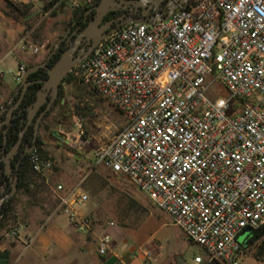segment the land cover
Returning a JSON list of instances; mask_svg holds the SVG:
<instances>
[{"label": "built area", "instance_id": "obj_1", "mask_svg": "<svg viewBox=\"0 0 264 264\" xmlns=\"http://www.w3.org/2000/svg\"><path fill=\"white\" fill-rule=\"evenodd\" d=\"M26 70L19 61L9 73L20 83ZM72 71L127 118L94 149L96 165L126 176L201 247L190 264H243L255 243L238 235L264 224V0L178 3L167 19L108 34ZM29 159L41 175L55 167L36 148ZM55 190L73 228L94 234L96 219L81 213L88 195ZM97 252L130 264L108 233ZM130 257L155 264L144 247Z\"/></svg>", "mask_w": 264, "mask_h": 264}, {"label": "rangeland", "instance_id": "obj_2", "mask_svg": "<svg viewBox=\"0 0 264 264\" xmlns=\"http://www.w3.org/2000/svg\"><path fill=\"white\" fill-rule=\"evenodd\" d=\"M8 3H13V7H9ZM21 4L14 0H0V72L3 73V81L7 89L15 88L18 83L17 79L9 73V69L16 70L19 61L24 62L26 66L46 61L60 38L65 34L68 22L72 18L75 9L85 5L86 1L58 0L49 10L45 11L44 6L48 4V0H42L38 9H32L29 16L22 15L24 7ZM21 42L38 47L39 52L37 54H33L31 50L22 52L17 48ZM60 91H62V96L58 98L57 105L45 116L43 125V128L47 131V134L43 136L47 138L48 142L43 147L47 150L55 149V146L59 144L58 134L68 135L65 130L70 128L76 130L78 119L82 120V126L84 127H88L89 124V132L97 131L98 126L93 122L97 117L94 111V103H96L98 109L97 114L103 122L116 121L119 116L118 111L109 102L103 99L98 92L81 83L74 74L70 82L63 83ZM69 143L70 139L68 138L66 144ZM61 145L60 151H62L64 144ZM83 148L71 143L69 147H66V151L77 153L78 149ZM79 153H82V151H79ZM73 158L78 163L83 160L79 154H75ZM98 167L102 168L103 166L98 165ZM88 169L89 167L84 165L78 167L80 176L86 173ZM42 180L43 177L37 175L33 180V183H37V187L29 185L20 189L17 196L13 198L14 204L15 201H20L22 205H30L31 202V205L48 203L49 206L45 207L46 209L54 207L57 197L52 189L45 186ZM121 182L127 185L128 191L133 193L134 200L139 204L137 215L133 212V219H130L127 208H118L119 212L114 213L110 207L102 206L100 216L104 221L118 220L122 225L127 224L126 221L133 222L130 229L132 235L129 238L130 243H141L140 245L150 250L155 257V264L164 262L177 264L182 261H184V264H190L194 255L202 253L201 247L185 235L183 230L173 222L169 214L159 209L126 176L121 177ZM134 217L138 220H135ZM0 225L10 234L13 228L20 226L19 220L14 217L13 212L3 217ZM251 233L252 228L250 227L242 230L237 237L238 242L241 244L247 242L252 235ZM100 235L96 234L95 229V233L87 235V237L94 240L96 244ZM260 244L259 241L253 245L252 252L244 257L243 264H264V257L260 259L255 257ZM110 259L105 264H112L114 258L110 257Z\"/></svg>", "mask_w": 264, "mask_h": 264}, {"label": "crops", "instance_id": "obj_3", "mask_svg": "<svg viewBox=\"0 0 264 264\" xmlns=\"http://www.w3.org/2000/svg\"><path fill=\"white\" fill-rule=\"evenodd\" d=\"M19 3L29 4L31 10H37L42 0H14ZM86 4L91 0H85ZM78 7V6H77ZM75 12V11H74ZM17 83L15 88H8L3 81V73L0 72V102L5 105H11L17 96ZM94 111L97 115L94 123L98 126V130L89 132L87 126L75 129H66L68 135L58 134L59 144L55 149H46V143L40 146L45 150L48 158L55 162V167L43 177V182L47 188L53 190L57 197L56 205L50 209H46L49 204L41 203L40 205H22L20 201H13L17 196L19 188L15 195L5 202H2L0 209L5 203H10L11 211L14 217L19 220L20 235L15 237L6 231L0 225V250H9L11 255L10 264H105L110 261V256L102 257L97 252V241L89 239L86 235L78 232L69 223L68 218L60 210L58 203V194L56 187L61 184L64 191L68 192L72 189L78 190L80 193L87 194L89 199L81 208L82 214H90L96 219V234L108 233L113 238V250L124 261L130 264H143L141 258L132 259L130 251L133 248L143 247L139 243H130L129 238L131 224L133 222L126 221L127 224H121L118 220L104 221L101 218V207L108 206L112 212H119L118 208H127L130 219L134 213L139 210V204L134 200V195L127 189V185L121 182V173L114 172L107 168L98 167L95 163L94 149L106 143L117 129L127 123L125 115L120 113L113 122H103L97 114L98 109L96 103L93 104ZM116 110V109H115ZM84 119V117H82ZM89 119V118H88ZM77 126V125H76ZM1 129V128H0ZM90 129V128H89ZM86 133V135H85ZM47 131L42 128V135ZM70 139V143L66 144V139ZM71 143H75L78 147L77 153H68L66 147ZM62 151H60L62 145ZM75 151V150H74ZM82 151V153H79ZM79 154L83 160L78 163L73 156ZM88 166L86 173L80 176L78 167ZM37 187V183L32 186ZM40 186V185H39ZM26 203V202H25ZM14 204V206H13ZM134 212V213H133ZM137 215V214H136ZM0 216V222L2 220ZM135 220L138 218L134 217ZM155 258V257H154ZM155 261V260H154ZM158 264V263H156ZM160 264H170L167 262ZM177 264H184V261Z\"/></svg>", "mask_w": 264, "mask_h": 264}, {"label": "flooded vegetation", "instance_id": "obj_4", "mask_svg": "<svg viewBox=\"0 0 264 264\" xmlns=\"http://www.w3.org/2000/svg\"><path fill=\"white\" fill-rule=\"evenodd\" d=\"M101 0H91L89 3L84 5L83 10L74 12L72 18L68 22L64 37L57 50H53L52 54H55L60 49H65L72 45L77 38L79 32L90 22L92 18L97 16L96 7ZM181 0H116L111 6V10L104 16L99 26H104L102 33H105L113 28H120L129 22L139 21H154L158 18H162L170 14L176 9V6ZM61 37V38H62ZM60 38V39H61ZM94 38L87 39L85 37L79 42L76 50V55L83 56L88 52H92ZM55 49V48H54ZM51 54V55H52ZM47 63L49 60H46ZM41 80V79H40ZM39 89L42 85L41 82ZM38 89V90H39ZM21 87H18L17 94L20 96ZM18 97L12 102L11 105H5L3 111L0 114V122H3L9 116V109L14 106ZM59 98V97H58ZM57 98V100H58ZM35 100V99H34ZM33 100V101H34ZM57 100L53 104L52 108L57 105ZM23 102V101H22ZM22 102L18 108L13 112L14 117L11 118L9 123H5L1 130L9 129L14 120H17V138L15 142L6 148V151L0 154V159L7 155V152L14 149V154L11 156V165L7 167L5 160L0 162V204L6 200L11 199L14 195H10L13 189V184L17 178V188L20 176V167L25 159L30 156V153L38 144H45L46 140L42 135V128L45 122V116L49 113L52 108L45 114L39 125L37 135L35 134V123L36 118L40 112L46 107L47 102L41 107L37 113V117L28 124L29 118L27 111L22 107ZM27 107V106H26ZM28 125V127H26ZM15 147V148H14Z\"/></svg>", "mask_w": 264, "mask_h": 264}, {"label": "water", "instance_id": "obj_5", "mask_svg": "<svg viewBox=\"0 0 264 264\" xmlns=\"http://www.w3.org/2000/svg\"><path fill=\"white\" fill-rule=\"evenodd\" d=\"M185 1L187 0H181L179 3H184ZM115 2L116 0H101L100 1L98 6L96 7L97 16L95 18H92L90 22L79 32L74 43L70 45L69 47L65 48L61 52V55L55 64H53L52 66H48L47 61H44L42 63H38V64H34L30 66L26 70L20 82L21 92H20L18 101L14 106H12L9 109V116L7 117L6 120H4L3 122H0V127H2L5 123L10 122L11 118L14 117L13 115L14 110L20 106L29 87L36 82L35 80H30V75L34 73L35 71L40 70L41 68H45L47 70V77L45 79H41L38 81V82H41L42 85L37 92L35 100L30 105L24 108L27 111V116L29 118L28 124H29L33 121L34 118L37 117L36 115L38 111L47 102L46 107L40 112L39 116L36 118L35 134L37 135L41 120L44 118L45 114L52 108L53 104L56 102L57 98L59 97L60 89H61L64 79L74 69V67L77 65L79 60L85 58L91 53V52H88L86 55H83V56L76 55V50L82 38L83 37L87 39L94 38L93 45H92V49L94 50L104 37H106L108 34L118 29V28H113L105 33H102L104 26L102 27L99 26L100 22L102 21L104 16L108 13V11L111 10V6ZM169 15L170 14L162 18L167 19ZM63 38L64 37H62L58 41V43L55 46L54 51L58 49L59 44ZM2 112L3 111H0V114ZM26 127H28V125ZM3 131H4V134H6L7 129H4ZM6 145H7V139L5 140V146L3 148L4 152L6 151ZM13 154H14V149L8 151L7 155H5L3 158L0 159V162L2 160H5L7 167H10L11 156ZM16 191H17V178L15 180V183L13 184V189L10 195H15Z\"/></svg>", "mask_w": 264, "mask_h": 264}, {"label": "trees", "instance_id": "obj_6", "mask_svg": "<svg viewBox=\"0 0 264 264\" xmlns=\"http://www.w3.org/2000/svg\"><path fill=\"white\" fill-rule=\"evenodd\" d=\"M57 1L58 0H48V4L44 6V10L45 11L49 10ZM8 4H9V7H13V3H8ZM21 5L24 7V10L22 11V15L29 16L31 14L30 13L31 12V6L29 4H23V3ZM83 7H84V5L79 7V8H76L75 12H79V11L83 10ZM53 50L51 51L49 57L47 58V60H49L47 63L48 66H52L53 64L56 63V61L59 59V57L61 55V52L64 49L58 50L55 54H52ZM30 66H32V65H28L27 69ZM72 76H73V71H71L68 74V76H66L63 83L70 82L72 80ZM46 77H47V70L45 68H41L40 70H37L30 75V80H35L36 82L29 87V89H28V91H27V93L23 99V102L21 105L22 107H26L33 102V100L36 98V95H37V92H38V89L40 86L38 81L40 79H45ZM63 83H62V85H63ZM61 88H62V86H61ZM18 96H19V93L17 94L16 97H18ZM61 96H62V91H60V94H59V97H61ZM17 125H18L17 120H14V122L9 127V129H7L6 134H4V131L0 129V154L3 152V148L5 146V140L6 139H7L6 148H9L15 142V140L17 138V132H18ZM40 145L41 144L37 145V147H36L37 151L40 153V155L42 157L48 158L45 150ZM37 175H41V174L34 171L32 164L30 162V159L28 157L27 159H25L23 161V163L20 167V176H19L18 188L23 189L25 187H28L29 185H32L33 180ZM10 209H11L10 203L3 204V206L0 209V216L4 217L6 214H8ZM251 234L252 235L249 238L250 244L253 245L254 243H257L259 241L261 242V244L259 245V248L256 252V256H255L257 259H260V258L264 257V240H263L264 239V224H262L261 226H259L256 229H252ZM10 263H11L10 251L9 250H0V264H10Z\"/></svg>", "mask_w": 264, "mask_h": 264}]
</instances>
